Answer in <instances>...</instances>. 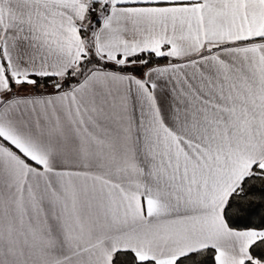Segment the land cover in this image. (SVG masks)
I'll return each instance as SVG.
<instances>
[{"label": "snow or ice", "instance_id": "1", "mask_svg": "<svg viewBox=\"0 0 264 264\" xmlns=\"http://www.w3.org/2000/svg\"><path fill=\"white\" fill-rule=\"evenodd\" d=\"M0 264H264V0H0Z\"/></svg>", "mask_w": 264, "mask_h": 264}]
</instances>
